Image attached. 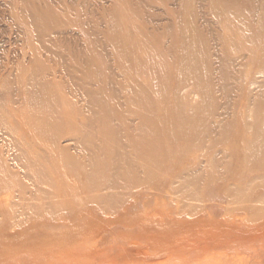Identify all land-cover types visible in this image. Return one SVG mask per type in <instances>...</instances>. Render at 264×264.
Listing matches in <instances>:
<instances>
[{"label":"rangeland","instance_id":"374dc122","mask_svg":"<svg viewBox=\"0 0 264 264\" xmlns=\"http://www.w3.org/2000/svg\"><path fill=\"white\" fill-rule=\"evenodd\" d=\"M246 1L0 0V264H264V54L181 61Z\"/></svg>","mask_w":264,"mask_h":264},{"label":"bare ground","instance_id":"6f19581e","mask_svg":"<svg viewBox=\"0 0 264 264\" xmlns=\"http://www.w3.org/2000/svg\"><path fill=\"white\" fill-rule=\"evenodd\" d=\"M246 1V3H231V2H223V3H213L209 8L213 12L211 16L214 18L217 25L216 29L210 33L209 37H205L199 40V43H194L193 41H189L186 45V49L188 50V53L181 59L183 64L187 67L186 68V74L188 76H191L192 79L196 80V82H207L205 81L206 78L204 77L205 70L211 69L210 63L208 60L205 61V64L203 65L199 60V55L202 56V54L205 56H208V51L205 49V46L207 44L208 40H215L217 42H229V48L225 49L228 50L230 54L236 55L234 58H222L220 61H223L224 66L228 67H234L236 69L238 65L244 67V73L248 75L249 68L251 67L250 61L253 62V57L255 55V52L257 49H259V53L262 56V53L264 54V40H263V32H264V3H257V2H249ZM210 16V18H211ZM34 18V17H33ZM33 21H38V19H33ZM39 22V21H38ZM236 34L238 37V41H232L231 37L232 34ZM195 45V46H193ZM196 56H195V55ZM264 62V60H263ZM179 63V73L181 74L183 72L184 65ZM31 88L34 92V101L36 104L34 106H37L38 102L42 99H39L37 96L38 89L42 88V86L35 81H31ZM208 84H205L206 88L203 91L204 99L206 102L211 103V99L208 95ZM193 94L192 91H186L185 95ZM203 99V100H204ZM49 122L52 121V119H48ZM148 126V125H147ZM259 126V125H258ZM45 127V126H44ZM46 128V127H45ZM116 126H109L106 129V133L110 135L111 137H116L118 135L119 130ZM262 129L261 126L257 128ZM86 130V129H85ZM82 143H86V139H82ZM18 144V142H17ZM25 148L18 147V158H24L25 160L30 161L32 159V156L29 154H25ZM29 153V152H28ZM33 153V150L30 154ZM99 158L94 157L92 159L94 164L100 163ZM132 163L135 164L138 162V159H131ZM43 163V162H42ZM130 166H127L126 169L133 173H136V171H130L131 163H129ZM141 165H144L142 163ZM140 165V166H141ZM134 166V165H133ZM146 166V165H144ZM42 168H46L47 164H42L40 166ZM142 168V167H141ZM124 168H121V172H123ZM143 169V168H142ZM125 171V170H124ZM121 172H118V175H121ZM85 174V173H84ZM91 182H98L99 178L97 177V171L95 168H92L88 172ZM112 180L107 183H111ZM111 185V184H110Z\"/></svg>","mask_w":264,"mask_h":264}]
</instances>
